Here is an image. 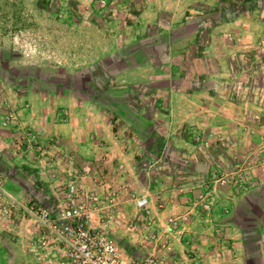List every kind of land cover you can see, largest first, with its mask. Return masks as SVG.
<instances>
[{"label":"rangeland","instance_id":"374dc122","mask_svg":"<svg viewBox=\"0 0 264 264\" xmlns=\"http://www.w3.org/2000/svg\"><path fill=\"white\" fill-rule=\"evenodd\" d=\"M212 2L0 0V264H75L55 249L53 234L46 233L50 247L40 245L45 232L27 208L58 217L77 204L89 225L119 247L123 264H199L206 257L196 250L204 247L215 264H264V0ZM185 7L208 25L196 32L192 20L168 30L169 14ZM229 17L233 22L215 29L210 41L209 25ZM168 36L180 56L176 72L191 58L190 69L206 72L203 87L214 72L218 104L190 107V119L178 124L161 115L163 108L149 131L126 144L122 165H114V145L107 154L78 151L96 138V125H66L67 87L78 105L90 99L105 108L117 129L114 106L133 115L123 96L137 93L114 90L115 66L143 61L151 44L161 51ZM212 41L211 50L203 49ZM166 84L152 83L163 102ZM29 90L56 94L31 109ZM150 143L154 148L145 150Z\"/></svg>","mask_w":264,"mask_h":264},{"label":"crops","instance_id":"0c3cea01","mask_svg":"<svg viewBox=\"0 0 264 264\" xmlns=\"http://www.w3.org/2000/svg\"><path fill=\"white\" fill-rule=\"evenodd\" d=\"M201 1H205L206 5H208L209 3H213V0ZM151 9H153V7H146V9L144 10V14ZM159 9L161 8H158V10ZM192 20L195 23L194 30L196 32H200L206 20H204L199 15H188L187 7L182 9L177 8L172 10V12L169 14L168 26L166 28L170 30L173 27H182ZM231 22L233 21H231V18L229 17L228 19H225L220 23L209 25L210 30H207V34L211 35L210 41L212 40V35L215 29L223 27L225 30ZM146 25L149 26L148 22H146ZM126 43L129 44L131 42L128 41ZM174 43L175 39L172 40L168 36L165 39L164 47L161 50L162 56H159L161 51L159 49L157 50L155 44H151L148 46V54L150 53V56L148 55V57L143 61L136 62L127 58L126 65L115 66L114 72L111 75V81L114 84V87L116 86L120 89L133 90L137 93L132 97V99L127 100L134 109V114L130 115V117L132 116L134 118L132 121L128 116L123 115L121 111L113 109L114 114L112 115H114V118H118L121 123L120 125H118L117 129L113 128V123L110 120L111 114L105 108L95 105L93 102H91L90 99H84V102L82 104L79 103L78 105L73 95V89L69 86L67 87V91L62 94V97H64V99L69 102L68 104H64V109L69 113V116H66V125L75 126L77 122H79L81 126L83 124H89L92 126L96 125V138L89 141V145H86L84 143L76 145V149L78 151H89L92 149V151L94 152L107 154V151L111 149L112 145H114V151L116 150L119 152V158L117 161L114 159V165H122L121 160L125 159L130 152L129 149H126V144L136 135H143L144 133L149 131L153 121L161 117V115L168 116L170 119V123L178 124L190 119V114L188 113L190 107H212L218 104L214 99V96L216 95L213 93V90L217 83V81H215L214 72H212L210 76L212 80L211 84L204 87L200 86L198 83L201 77L206 75V72L199 74V72H197L195 69H190L189 63H191V58H185L183 61V65H181L182 69L179 70L180 72H176L177 67L173 63H175L177 57L180 56H174L172 53V46ZM212 47L213 41L210 43H206L203 49H212ZM210 53L211 55H215L214 51ZM66 72L69 75L74 76V71L66 70ZM174 73H176V75H174ZM184 76L188 78V81L186 80L185 83L181 81ZM162 79L167 80V84L164 86V88L169 91L168 101L165 102L160 99V96L156 97L153 93H151L154 86H152V83L160 81ZM198 92L207 94L212 98H207L206 101L200 103V101L193 98V96H196ZM51 94L56 93H48V95L40 97L37 92L29 90L27 97L30 100L31 109H38L40 106L46 105V102L45 100H43V98L47 99L51 96ZM80 106L82 108H80ZM219 106L221 105L219 104ZM87 108L88 114L91 116V121L85 114ZM163 108L165 110L164 113L159 115V112H161ZM77 110L84 111V114L80 113L76 118L75 112ZM85 119H88L89 122L87 123ZM139 119L143 120L146 123V125H144L141 130H137L133 126L134 122ZM63 123L65 124V122ZM126 129L128 131H126ZM123 130L126 132H123ZM152 144H147L146 146H144V149L149 150L151 147L154 148ZM151 165H153V163ZM178 231L181 230H177L176 232L178 233ZM188 246L194 247L196 246V244L191 242V244H189ZM181 247L183 248L186 246L185 244H182ZM203 249L198 248V250H196L197 253H203L206 257L203 258V262L199 264H215L209 259L210 252L208 251V253H205L204 251L206 250V248L204 247ZM237 254H239V252ZM204 259L206 260V262H204Z\"/></svg>","mask_w":264,"mask_h":264},{"label":"built area","instance_id":"2783aa9c","mask_svg":"<svg viewBox=\"0 0 264 264\" xmlns=\"http://www.w3.org/2000/svg\"><path fill=\"white\" fill-rule=\"evenodd\" d=\"M89 170V166H83ZM73 189L75 184H69ZM147 199L137 200L143 205ZM28 212L45 232L40 238L42 247H50L46 233L53 234L58 241L55 249L63 252L75 264H123L125 259L122 251L98 228L89 225V214L83 204L71 205L63 208L61 216L54 217L44 209L29 207ZM132 264V263H130ZM147 264H154L149 259Z\"/></svg>","mask_w":264,"mask_h":264},{"label":"trees","instance_id":"16d2710c","mask_svg":"<svg viewBox=\"0 0 264 264\" xmlns=\"http://www.w3.org/2000/svg\"><path fill=\"white\" fill-rule=\"evenodd\" d=\"M116 89H120V88H116V87H114V90H116ZM132 97H133V96H130V95H128V94H125V95L123 96V99H125V101H126V100H128V99H132ZM114 109L117 110V111H121L122 114L125 115V114H124L125 112H123V110H121L120 106L116 105V106H114ZM128 117L130 118L131 121L134 119L132 116L130 117V115H129ZM135 119H136V118H135ZM134 121H135V120H134Z\"/></svg>","mask_w":264,"mask_h":264}]
</instances>
